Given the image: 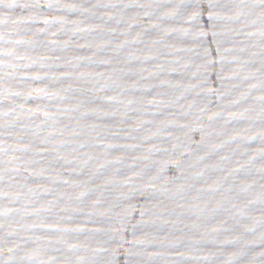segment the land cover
<instances>
[{"label":"water","instance_id":"1","mask_svg":"<svg viewBox=\"0 0 264 264\" xmlns=\"http://www.w3.org/2000/svg\"><path fill=\"white\" fill-rule=\"evenodd\" d=\"M0 264H264V0H0Z\"/></svg>","mask_w":264,"mask_h":264}]
</instances>
